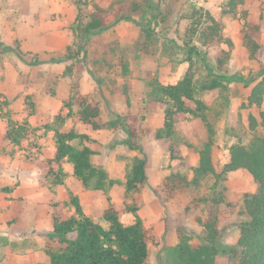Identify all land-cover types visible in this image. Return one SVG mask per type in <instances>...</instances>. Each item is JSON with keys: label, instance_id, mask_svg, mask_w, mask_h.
Listing matches in <instances>:
<instances>
[{"label": "rangeland", "instance_id": "rangeland-1", "mask_svg": "<svg viewBox=\"0 0 264 264\" xmlns=\"http://www.w3.org/2000/svg\"><path fill=\"white\" fill-rule=\"evenodd\" d=\"M94 1L104 9L110 8V0H0V44L1 47L12 48L2 55L3 59L0 61V173L6 169L1 167L7 164L6 160L9 161V166H12L7 179L0 181V185H3L5 192H9L10 189L13 192L17 189L22 191L19 194L15 193L16 197L12 198L14 202L4 217L6 225L0 226V264H19L27 257L37 259L43 255L45 241L38 231L20 232L13 231L12 228L19 220L17 211L37 209L38 213L35 216L43 217L46 221L55 213L56 209L53 206H43L35 199H26L27 195L38 196L41 191L39 188L37 190L38 186L35 184L29 194H24L26 187L28 189L32 187L27 183L21 186L20 176L29 182L36 181V171H39V177L41 176L40 163L54 158L55 150L49 152L47 148L52 146L56 149V130L65 132L75 130L93 139L98 135L103 146L94 161L105 167L116 179H125L127 167L137 155L136 152H129L124 147L113 146L117 140L126 137L123 131L112 134L111 131L102 130L99 135L91 126L78 122L77 114L80 109L75 102L79 94L97 103L103 111L104 118L108 120L120 115L117 114L118 109L122 111L129 106L131 97L139 109L137 114L141 117L144 135L142 143L148 158L147 185L143 192L144 205L139 216L158 236L157 244L151 249L150 264H171L169 252L179 242L177 230L182 228L189 234L198 236L202 230L198 219L206 220L211 215L213 207L209 209L204 204L200 209H193L186 217L182 216V212L194 199L212 198L216 195L215 176L202 178L199 187H194L192 191L174 201L164 203L157 196L156 189L164 179L161 176L162 170L167 169L160 168L161 160L154 159L156 148L167 152L170 156L168 175L173 171H179L192 180L193 168L199 165L200 160L198 148L209 138L206 125L190 114H181L176 125V131L180 134L175 139L179 156L172 159L168 145L161 146L155 138L158 129L154 127H157L161 120L154 116V127L149 129L151 121L145 113L149 111L152 81L158 80L162 84L178 83L184 79L190 68V63L185 62L188 49L182 40L188 32L189 23L180 17L181 4L203 7L214 17L219 18L222 7L229 0H180L175 6V14L168 21L153 20V28L160 37L158 52L154 57H142L133 50L135 41L142 36L138 25L139 16H130V19L122 20L90 37L87 36L85 28L89 22V12L94 8ZM170 4L171 0L161 1L162 11L164 12ZM245 21L261 25V43L264 46V0H247L235 15L225 17L222 20L225 36L233 40L230 33L236 39L240 33L243 40L242 30ZM115 45L129 51V78L124 79L109 73L103 54L108 52L109 47ZM197 46L205 55L208 65L216 70L217 64L212 53L207 52L199 43ZM18 47L22 54L15 51ZM239 49L246 54L241 56L237 53L235 58L234 43L228 75L233 76L234 69L240 65L247 73L235 71L236 76L249 79L251 74L257 73L253 71L254 68L249 62L253 61L256 68L260 69V66L257 61L250 60L243 41ZM237 58L238 61L234 63ZM198 67L200 72L196 78L205 79L207 71L201 59ZM121 72L119 70V73ZM127 81L129 94L131 93L129 99L123 95ZM255 84L249 90L243 89L241 84H236L235 90L231 89V93L237 96L233 97L230 107L223 110L222 105H218L216 109L223 113L218 117L214 116V112L209 113L210 122L216 131L214 157L218 174H222L224 166L228 163L227 159L228 161L230 159L231 146L236 142L249 145L252 137L249 131V116L254 115L260 124H264L260 116L264 113V105L262 108L243 107L244 103L247 104V98L244 96L249 95ZM30 93L35 94L37 104V113L33 116L29 115L26 104ZM142 93L148 95V101L143 99V104H140ZM241 99H246V102H242ZM112 103L116 105L117 111L113 110ZM9 122L25 126L29 131L27 138L19 145L5 137ZM73 144L78 146L79 140ZM188 144L194 147L191 148ZM63 168L66 175L63 184L57 190L55 201L57 209L71 216L75 212L71 201L78 199L88 217L108 228L103 220V213L109 204L108 197L102 191L85 189L74 176L69 163H65ZM221 184L225 191L224 203L219 207L221 210L219 227L225 234L223 244L230 248L238 242L240 236L238 225L248 218L244 211V197L255 194L258 185L244 169L223 175ZM124 192V186H118L111 193V198L115 203L122 204ZM29 217H32V213ZM124 222L132 224L135 218L127 215ZM49 226L50 223L47 221L42 229L46 230ZM193 241L198 239L194 237ZM217 264L235 263L223 255L217 258Z\"/></svg>", "mask_w": 264, "mask_h": 264}, {"label": "trees", "instance_id": "trees-1", "mask_svg": "<svg viewBox=\"0 0 264 264\" xmlns=\"http://www.w3.org/2000/svg\"><path fill=\"white\" fill-rule=\"evenodd\" d=\"M110 1L108 9L102 8L96 1L93 2L94 8L89 12V22L85 28L86 35L90 37L122 20L130 19V16H139L138 25L142 36L135 41L133 50L139 56L154 57L158 52L160 37L153 28V20L168 21L175 14V6L180 0H171L164 12L161 8L163 0ZM246 1L229 0L222 7L219 18L203 7L181 4L180 17L189 23L188 32L182 40L188 49L185 62L190 63V68L184 79L175 85H164L158 80L151 83L148 109L152 113H162L165 116L164 126L157 130L155 138L161 146L168 145L172 159L179 156L175 139L180 134L176 131V125L181 114H190L200 119L206 125L209 135L198 148L200 160L199 165L193 168L192 180L179 171H173L156 189L157 196L164 203L171 202L189 193L194 187H199L202 178L209 175L216 177V195L212 198L194 199L182 212V216L186 217L193 209H200L202 204L209 209L213 207L209 218L198 219L202 228L198 236L189 234L182 228L177 230L179 242L169 252L171 264H217V258L223 255L235 264H264V124H260L254 115L249 116V131L252 136L249 145L236 142L231 146L229 162L224 166L222 174H218L214 157L216 131L209 119L211 112L215 113V117L222 115L216 107L222 105L223 110H227L233 97L237 96L231 93V83L242 84L243 89L256 83L249 92L247 104L244 103L243 107L262 108L264 105V46L261 43L260 24L245 21L242 30L243 45L250 60L258 62L259 71L251 74L247 80L240 76L228 75L234 43L231 38L225 36L222 20L229 15H235ZM197 43L212 53L217 64L216 70L208 65ZM115 46L109 47L108 52L103 54L109 73L116 77L129 78V51L127 48H119V45ZM11 49L1 47L0 44V61L3 59L2 55ZM15 51L22 54L19 47ZM200 59L207 71L205 79L196 78L200 72ZM119 70L122 72L119 73ZM128 85L127 81L123 92L127 99L130 98ZM75 103L80 109L77 114L79 123L89 125L95 131L109 130L113 134L123 131L126 137L117 140L113 146L124 147L137 155L132 159V163H129L125 179H116L105 167L94 161L103 146L101 141L86 134H79L75 130L55 131V156L52 160L40 163L42 166L39 186L44 189L41 204L53 206L56 210L52 215V230L40 233L45 241V262L38 264H150L151 249L157 244L158 236L139 216L144 205L143 192L148 178V158L142 143L144 135L141 117L126 112L114 119H105L101 107L82 94H79ZM26 104L29 115H35V94L30 93L27 96ZM260 116L264 121V113ZM27 134L29 131L25 126H19L15 122H9L5 130L6 139L16 145L21 144ZM76 140H79L78 146L73 144ZM189 146L194 147L192 144ZM66 162L71 164L74 176L85 189L102 191L108 197L109 204L103 213V220L108 228L88 217L78 199L71 201L75 207L71 216L57 209L56 195L59 186L64 182L66 174L63 165ZM240 169L250 173L258 185V191L244 197V211L248 218L238 225L240 236L237 244L227 248L223 244L224 231L219 227V207L224 203L225 191L221 180L223 175ZM121 185L125 190L124 200L121 205H117L111 198V193ZM127 215L134 216L135 222L126 224L124 218ZM194 237L198 241H193Z\"/></svg>", "mask_w": 264, "mask_h": 264}, {"label": "crops", "instance_id": "crops-1", "mask_svg": "<svg viewBox=\"0 0 264 264\" xmlns=\"http://www.w3.org/2000/svg\"><path fill=\"white\" fill-rule=\"evenodd\" d=\"M227 26H228V24H227ZM230 35L233 38V41L235 43V48H236V51H234L233 56L236 58L237 53H238V55H241V56L242 55H245L246 52H244L243 50L239 49V47H240V45L242 43V36L240 35V33H238L237 39H236V37L232 33H230ZM237 61H238V58L236 59V61L234 60V63H236ZM249 65H251V67L254 68V70H253L254 72H258L259 71V68H256V65H255V63L253 61H250L249 62ZM234 70L235 71H238V72L239 71L240 72H243V74L247 73V72H245V71L242 70V66H240V65L236 66V68ZM235 71L233 72L234 73L233 76H236ZM240 77L243 78L244 80H247L244 76H240ZM169 84L175 85V84H177V82L176 83L175 82H170V83H167V84H164V85H169ZM252 85H254V84H252ZM252 85H250V87ZM229 87L232 90H235L236 83H231L229 85ZM250 87L246 88V90H249ZM130 97H131V93H130ZM244 97L247 98L248 95L246 94ZM138 98H137V100H139ZM140 98H141L140 99V104L141 103L143 104V99L146 100V101H148V99H147L148 98V95L145 96L143 93L141 94ZM130 100H131L130 101V105L131 106L130 107H128V106L125 107L124 110H122V111H121V109L120 110L118 109V111H117L116 110V105L114 103H112L113 110L117 111V114H122V113H126V112H130V113H133V114H137L139 112V109L136 106V104L134 103L132 97L130 98ZM234 100H235V98H234ZM241 100H242V102H246V99H241ZM147 115L150 117L149 120L151 121V123L148 125V128L149 129H153V127H154L153 126V124H154L153 123L154 122V116H158V119L161 120L160 124H158L157 127H154V128L159 129V128H162L164 126V123H165V116H164V114L161 115L159 113H152V112L148 111V112L145 113V116H147ZM159 117H161V118H159ZM200 129H201V127H200ZM96 132L99 134V133L102 132V130H99V131H96ZM94 138L97 139V140H99V136L98 135L97 136H94ZM45 150H46V148H45ZM47 150L49 152H53L54 150L56 151V149H53L52 146H49L47 148ZM55 151L53 153L54 156H55ZM154 159L155 160H158V159L161 160L160 163H159V167L160 168H166L167 169V170H162L163 172H161V176L163 178L167 177L168 176V169H169V166H170V156H169V154L167 152H162V151L158 150V148H156V150H154ZM6 162H7V164L1 166V167L6 168V169H4L3 172L1 171V173H0V181H5V179H7L8 175H9L8 174V171L12 167V166H9V161L8 160H6ZM227 162H229L228 159H227ZM36 173H37V175H36V181L32 180L31 182L24 180L23 176H20L21 179H22L21 186H24L25 183L29 184L31 187L33 185L35 186V184H37V186H38L37 187V190L39 188V190L41 191L40 195L34 196V195H30L29 194V192L31 191V189H33V187L32 188H29V189L26 187V191H25L24 194H29V195L26 196L27 197L26 199H28V200L35 199L36 201L39 202V204H41L40 201H41L42 195L44 193V189H42L39 186V171H36ZM2 186L3 185H0V221L2 222V223H0V226H2V225L5 226L6 223H4L5 222V218L4 217H6L5 214L8 211L9 206L14 202V200H12V198L13 197H16L15 196V193L16 194H19V193H22V191H21V189H17L16 191L13 192V190L10 189L9 192H5V190H4L5 188H3ZM34 190H36V189L34 188ZM27 204H30V203H27ZM41 205H43V204H41ZM117 205H121V204H117ZM43 206H45V205H43ZM31 213H32V217H29L31 215ZM37 213H38V210L37 209H34V211H28V210L27 211H17V217H19V220H18V222H16V224L13 225L12 230L13 231L18 230L20 232L21 231H25V230L28 231V232L29 231H38V233H43V232H49V231H51L52 230V227H53V225H52L53 223H52V219H51L52 217H49L50 219L47 220L48 223H50V226L46 230H43L42 229L43 228V225L46 226L47 221L43 217L37 218V216H35ZM44 262H45V257H44V253H43L42 257H40V258L31 259V258L27 257V259H24V261L22 263H19V264H38V263H44Z\"/></svg>", "mask_w": 264, "mask_h": 264}]
</instances>
